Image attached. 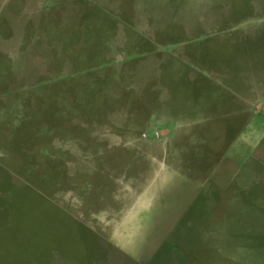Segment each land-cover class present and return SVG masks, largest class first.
I'll return each mask as SVG.
<instances>
[{"label": "rangeland", "instance_id": "1", "mask_svg": "<svg viewBox=\"0 0 264 264\" xmlns=\"http://www.w3.org/2000/svg\"><path fill=\"white\" fill-rule=\"evenodd\" d=\"M63 3L0 0V264L94 258L162 152L213 185L264 99V0Z\"/></svg>", "mask_w": 264, "mask_h": 264}, {"label": "crops", "instance_id": "2", "mask_svg": "<svg viewBox=\"0 0 264 264\" xmlns=\"http://www.w3.org/2000/svg\"><path fill=\"white\" fill-rule=\"evenodd\" d=\"M238 101L235 114L243 121L224 147L222 160L230 159L224 174L210 186L209 177L168 165L162 152L105 241L94 248L95 257L80 264H264V149L258 155L264 129L255 126L264 99L239 94ZM172 121L197 125L194 119L165 120ZM182 222L181 245L173 236ZM166 245L167 256L159 261ZM56 253L40 264H63Z\"/></svg>", "mask_w": 264, "mask_h": 264}]
</instances>
